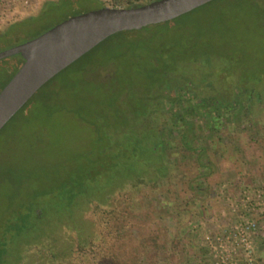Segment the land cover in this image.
Segmentation results:
<instances>
[{"label":"rangeland","instance_id":"374dc122","mask_svg":"<svg viewBox=\"0 0 264 264\" xmlns=\"http://www.w3.org/2000/svg\"><path fill=\"white\" fill-rule=\"evenodd\" d=\"M44 1L0 0V30L37 13ZM99 6L85 0L48 4L32 20L21 21L0 35V51L70 15ZM202 53L214 57L221 80L227 68L237 70L241 80H264V0H214L174 21L114 33L36 91L0 130V234L8 221L14 227L20 225L37 207L42 220L29 218L27 222L34 223L36 230L26 235L28 240L38 239L46 229H57L69 205L75 212L76 206L87 205L84 216L90 230L84 231L97 233L94 203L89 200L107 202L124 188V182L141 172L138 163L147 150L141 125L133 122L132 114L140 106V97L161 80L159 70L166 67L174 72ZM21 59L19 54L0 59V89ZM240 141L248 148L247 135ZM245 150L239 153L234 146L227 147L220 160L224 171L212 179L221 199L216 205H224L226 212L219 213L224 221L216 226L222 235L240 219L264 223V146L256 153ZM172 198L168 193L153 200L148 195L140 197L138 206L150 211L145 223L166 216L169 201L177 203ZM226 217L232 221L229 225H225ZM199 231L192 245L176 250V263L223 264L201 246L199 236L205 232L201 227ZM76 236L72 226H60L52 234L58 241L65 239L62 243L67 246ZM254 253L256 264H263L264 229L254 239ZM233 258L236 264H245L240 253Z\"/></svg>","mask_w":264,"mask_h":264},{"label":"flooded vegetation","instance_id":"af4514ba","mask_svg":"<svg viewBox=\"0 0 264 264\" xmlns=\"http://www.w3.org/2000/svg\"><path fill=\"white\" fill-rule=\"evenodd\" d=\"M48 1L57 3L58 0H45L37 13L6 25L0 35H6L15 23L38 16ZM100 1L91 3L105 6V1ZM148 1L132 0L128 6ZM23 61L22 57L20 65ZM261 85L259 96L252 89V96L243 98L240 105L216 104L211 97L202 100L201 92L191 97L183 91L182 98L172 92L170 95L174 98L168 102L165 99L159 102L155 90L150 91V96L144 95L148 102L147 113L134 118L133 122L141 125L149 141H156L158 137L160 142L151 156L144 159L148 165L146 172L124 182L123 189L116 190L107 202L100 204L105 207L93 209L101 244L90 249L88 264H177L176 250L192 245L196 236L201 235L200 227L202 233L205 232L199 236L201 246L208 247V254L215 261L210 244L222 235L216 226L224 221L219 213L226 212L224 205H216L221 199L212 179L224 171L220 160L227 147L232 145L239 153L245 149L256 153L264 146V80ZM229 92L225 88L218 91L223 95ZM189 104L192 110L184 115ZM245 135L248 148L240 141ZM165 193L174 195L172 199H177V203L169 201V213L146 224L150 211L139 207L137 200L144 195L153 200L156 195ZM226 218L229 223L225 225H229L232 221Z\"/></svg>","mask_w":264,"mask_h":264},{"label":"trees","instance_id":"16d2710c","mask_svg":"<svg viewBox=\"0 0 264 264\" xmlns=\"http://www.w3.org/2000/svg\"><path fill=\"white\" fill-rule=\"evenodd\" d=\"M86 1L97 3L101 2L100 0ZM108 1L112 4V7H129L128 5L132 0ZM53 3L54 2L52 1H48V4ZM199 7L195 9H198ZM177 18H179V16L168 20V22L174 21ZM16 24L17 23L14 25ZM186 48L188 47L185 46L183 50L185 51ZM214 61L215 59L213 56H209L207 53H202L200 56H195L192 58L190 62L179 65L178 69L174 72H169L166 70V67L162 68L159 70V75L161 77H158L161 80L156 81L152 89V91H156L157 95L155 97L159 102H161L163 99L167 100L168 102L172 101L174 98L170 95L172 92L177 98L183 97V91H186L191 97L197 96L199 95L198 93L201 92L200 94H202V96H200L202 100L211 97V101H214L216 104L225 105L227 103H234L236 105H240V101L243 98L247 99L249 96H252V89L256 90V93L254 94L259 96L260 90H262V79H258V81L246 79L241 80L239 79V73L237 70L234 71V69L227 68V70L222 73L225 78L221 80V76L219 77L221 73L219 74V72H217L218 69H215ZM50 80H48L42 87H44ZM253 86L255 87L252 88ZM223 88L230 91L229 95L218 93V91ZM150 93L151 92H149L148 96L151 95ZM203 93L205 95H203ZM27 102L20 109H22L27 104ZM188 106L189 110L184 115H187V113L189 114L192 110V105L189 104ZM147 108L148 102L146 101V97H140V106L132 112L133 117L137 118L141 115H145L147 113ZM143 138L144 140L142 143L147 152L144 158L138 163L141 171L140 174L145 173L148 168L147 162L144 161V159L147 160L148 157L151 156L153 148L160 142L158 137L156 141H149L148 135H143ZM101 201V199L95 198H91L89 200V202L94 203V205H92L93 208L105 207V205H98L104 203H101ZM69 206V209L65 208L67 210L65 211L66 217L57 223V229L60 226L67 228L72 226V229H74L77 236L74 240H72L71 245H63L64 243L62 242H64L65 239L58 241V238L52 237V234H54L57 229H46L45 234H42L38 239L28 240L26 235L27 232L34 233L36 228L34 223L32 225L31 223L27 222V220L29 218H33V220H42L43 217L41 209L36 207L33 208L31 211L32 213L28 214L26 217L28 218L27 220L24 216L25 221L23 220L20 225H16V229L14 231L11 229H14L15 227L11 225L9 221L6 223L3 232L0 234V264H88L90 249H92V246L98 248V245L101 244V238L100 235L94 231L91 234L84 231V229L90 230L88 225L85 224V222L88 220V217L84 216V214L87 213V210H85L87 205L76 206V212L73 211L71 205ZM16 252L20 253L16 255ZM40 260H43L44 263H40Z\"/></svg>","mask_w":264,"mask_h":264},{"label":"water","instance_id":"95a60500","mask_svg":"<svg viewBox=\"0 0 264 264\" xmlns=\"http://www.w3.org/2000/svg\"><path fill=\"white\" fill-rule=\"evenodd\" d=\"M212 0H151L73 14L38 36L0 51L24 61L0 89V130L48 80L110 35L174 19Z\"/></svg>","mask_w":264,"mask_h":264},{"label":"built area","instance_id":"2783aa9c","mask_svg":"<svg viewBox=\"0 0 264 264\" xmlns=\"http://www.w3.org/2000/svg\"><path fill=\"white\" fill-rule=\"evenodd\" d=\"M264 229V223L256 219H240L226 235H220L210 244L215 258L223 264H236L234 255L240 253L245 264H256L254 239ZM264 264V263H263Z\"/></svg>","mask_w":264,"mask_h":264}]
</instances>
